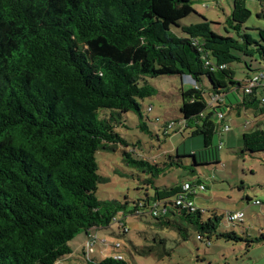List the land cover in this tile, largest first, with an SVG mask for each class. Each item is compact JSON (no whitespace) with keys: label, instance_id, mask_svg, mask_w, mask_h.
<instances>
[{"label":"trees","instance_id":"obj_1","mask_svg":"<svg viewBox=\"0 0 264 264\" xmlns=\"http://www.w3.org/2000/svg\"><path fill=\"white\" fill-rule=\"evenodd\" d=\"M195 12L192 0H0V264H55L72 254L69 242L81 232L88 240L116 224L126 233L128 215H149L152 229H175L184 239L191 228L206 245L216 238L242 242L248 250L264 240L263 234L220 230L221 215L204 219L205 209L176 204L180 195H196L185 193V183L205 184L156 186L164 168L133 150H123V158L150 174L153 193L131 207L127 200L96 196L95 152L128 146L115 128L124 125L127 112L142 119L141 101L157 93L149 78L190 80L191 87L181 89L179 110L184 129L203 137V149L190 154L196 165L211 156L226 110L252 109L255 119L264 114V37L240 32L251 15L244 0H233L227 18L237 37L215 33L214 22L201 14L200 22L183 23ZM246 57L258 64L253 69L245 60L249 72L263 73L250 88L249 77L238 80L230 68ZM234 91L238 96L229 99ZM139 126L148 130L143 121ZM242 140L245 151H264L262 129L245 131ZM156 201L165 213H153ZM152 241L139 252H152L165 240L153 232ZM110 245L124 252L121 244ZM82 256L85 264H128L123 257L91 258L85 245Z\"/></svg>","mask_w":264,"mask_h":264},{"label":"rangeland","instance_id":"obj_2","mask_svg":"<svg viewBox=\"0 0 264 264\" xmlns=\"http://www.w3.org/2000/svg\"><path fill=\"white\" fill-rule=\"evenodd\" d=\"M244 4L251 15L243 23L240 32H247L260 40L264 37V0H244ZM192 6L196 12L185 17L183 23L200 22L201 14L214 22L211 29L215 33L237 37L236 32L227 25L233 0H192ZM245 60L253 69L258 66L248 57L233 62L230 68L238 80L254 74L245 67ZM149 83L156 88L157 93L141 101L142 119L135 112H127L123 114L124 125L115 128L128 142V146L117 144L115 148H99L95 152L100 177L96 190L98 199L127 200L131 207L132 202L142 198L147 191L153 193L146 182L150 174L127 164L123 158V150H133L141 158L164 168L154 179L156 186H170L184 181L203 182L205 189H198L193 200L196 206L206 210L204 219L212 213L223 217L219 224L220 230H234L251 238L264 235V151L249 153L243 149L242 140L245 131L253 128L264 131V114L255 119L252 109L241 108L239 112L238 108L226 110L222 125H228L229 129L223 131L220 129L222 125L218 126L208 149L211 156L206 157V163L196 165L190 154H198L203 149V137L191 136L190 130L184 129L179 110L181 89H189L190 80L182 81L180 76L171 75L149 78ZM235 96H238L235 91L228 93L229 99L234 100ZM141 121L147 125V131L140 128ZM166 123H171V127L165 134ZM196 159H200L198 155ZM177 161L179 165H169ZM234 211H242L244 216L241 222L230 227L224 216ZM117 217L121 218V215ZM150 220L149 215L138 218L128 215L124 218L128 228L126 233H121L116 224L93 231L97 242L92 246L91 258L113 256L115 250L110 244L118 242L121 244L120 250L124 251L122 257L128 264H264V240L252 244L248 250L242 242L216 238L206 245L191 228L184 239L175 229H152L147 225ZM153 232L165 241L155 245L152 252L140 253L143 246L154 245ZM86 242L84 232L76 235L69 242L72 254L55 264H85L82 246Z\"/></svg>","mask_w":264,"mask_h":264},{"label":"built area","instance_id":"obj_3","mask_svg":"<svg viewBox=\"0 0 264 264\" xmlns=\"http://www.w3.org/2000/svg\"><path fill=\"white\" fill-rule=\"evenodd\" d=\"M262 72H255L253 76L249 77L248 80V87H253L257 84H259L260 80L263 78ZM222 118V115H219V119ZM171 127V123L167 124V129ZM223 131L228 130L229 126L228 125H223L221 128ZM198 189H205L203 184L197 185L196 187H191L188 183L184 184V191L185 193H196ZM176 204L181 205V207L188 208L190 210H194L196 208V205L194 203V200L192 199H187L183 195L178 196L177 198L173 199ZM256 203H259L258 201ZM152 210L153 213H158L159 211L161 213L166 212V207L162 206L160 202L156 201L152 204ZM243 212L242 211H234V212H227L226 219L230 223L231 226H234L237 221H242L243 219ZM96 237V236H95ZM94 236L89 238L85 244L87 251L91 253L92 251V246L95 244L97 241V238ZM207 244H210V241H207ZM115 248H120V243H115ZM115 253L113 254L114 258H122L123 252L115 250Z\"/></svg>","mask_w":264,"mask_h":264}]
</instances>
